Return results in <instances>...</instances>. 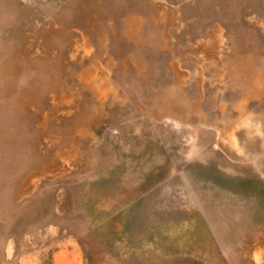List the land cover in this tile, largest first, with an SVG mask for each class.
I'll use <instances>...</instances> for the list:
<instances>
[{"label": "rangeland", "instance_id": "obj_1", "mask_svg": "<svg viewBox=\"0 0 264 264\" xmlns=\"http://www.w3.org/2000/svg\"><path fill=\"white\" fill-rule=\"evenodd\" d=\"M0 264H264V0H0Z\"/></svg>", "mask_w": 264, "mask_h": 264}]
</instances>
